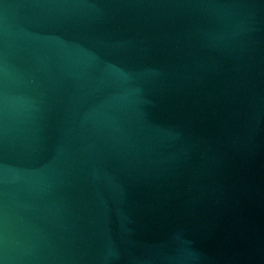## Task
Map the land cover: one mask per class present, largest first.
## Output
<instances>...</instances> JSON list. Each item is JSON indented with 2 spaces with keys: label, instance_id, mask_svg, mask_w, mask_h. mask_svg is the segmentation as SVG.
Returning a JSON list of instances; mask_svg holds the SVG:
<instances>
[{
  "label": "water",
  "instance_id": "water-1",
  "mask_svg": "<svg viewBox=\"0 0 264 264\" xmlns=\"http://www.w3.org/2000/svg\"><path fill=\"white\" fill-rule=\"evenodd\" d=\"M0 264H264V0H0Z\"/></svg>",
  "mask_w": 264,
  "mask_h": 264
}]
</instances>
